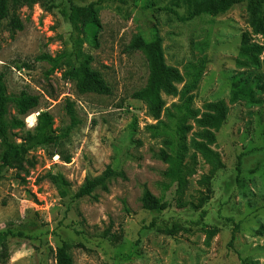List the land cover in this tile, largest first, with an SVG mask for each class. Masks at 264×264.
<instances>
[{
	"label": "rangeland",
	"instance_id": "374dc122",
	"mask_svg": "<svg viewBox=\"0 0 264 264\" xmlns=\"http://www.w3.org/2000/svg\"><path fill=\"white\" fill-rule=\"evenodd\" d=\"M194 1L102 0L97 45L58 9L48 11L40 3L19 10L23 29L0 19V73L8 93L41 96L39 110L24 117L26 127L18 134L34 130L39 112L48 111L62 136L31 152L35 165L28 174L16 178V171L6 168L0 175V264H56L62 243L70 264H264V92L256 94V103L232 98L236 77L251 83L262 75L264 82V32L254 30L255 17L244 4L186 19ZM155 32L166 64L183 76L176 93L162 92L159 118L147 101L132 96L146 84L149 68L144 49L130 46ZM245 32L263 46L258 65L239 54ZM65 49L89 57V66L103 74L113 93H95L85 77L65 75L78 65L74 55L57 69L38 58ZM188 98L197 117L185 118ZM68 100L78 120L74 126ZM218 100L227 103L228 114L210 146L224 166L200 203L205 189L199 180L209 165L193 146L204 130L197 118ZM10 113L18 115L14 105ZM181 126H189L186 158L197 154V171L175 199V186L163 175L167 164L155 152L169 150L165 141L178 138ZM109 164L127 177L114 180L109 191L97 190L96 199L74 197L87 176ZM49 173L68 180L64 194ZM143 184L171 205L162 211L144 208ZM208 228L218 230L209 241Z\"/></svg>",
	"mask_w": 264,
	"mask_h": 264
},
{
	"label": "trees",
	"instance_id": "16d2710c",
	"mask_svg": "<svg viewBox=\"0 0 264 264\" xmlns=\"http://www.w3.org/2000/svg\"><path fill=\"white\" fill-rule=\"evenodd\" d=\"M40 3L48 11L58 9L60 15L75 29H83L86 37L95 45L98 43L99 34L102 30V23L98 16L99 6L102 0H92L88 3H81L79 0H0V19L9 18L12 29H23L24 22L20 18L19 10L24 7H33ZM237 4H244L250 13L255 17L253 21L254 30L258 33L264 32V0H196L192 4V10L186 19H190L203 14L217 16L225 13ZM131 49L143 48L149 68V74L146 84L132 93L133 98L145 100L149 103L153 115L157 118L161 116L165 102L162 98V92L173 94L177 92L176 83L183 80L180 70L176 67L166 64L161 46V38L157 32L153 34L150 40L142 37L137 38L130 46ZM263 46L252 41L250 35L245 32L242 35V45L239 54L252 64H260V54ZM72 55L75 56L78 65L67 71L65 75L73 77H85L90 83V90L98 94H112L113 89L103 74L89 66V57L81 55L77 50L71 52L65 49L56 56L45 54L38 57L51 63L52 68L60 67L62 61H67ZM263 76H255L249 83V78L242 79V75L236 77L233 88L232 98L245 97L249 102L256 103L257 93L264 92ZM194 86V84H192ZM190 98L186 100V116L197 117L198 112L192 110L189 106ZM14 105L17 108L18 115L10 113V107ZM41 105V96L22 90L17 95L9 94L5 84V74L0 73V175L6 169H14L16 178H21L29 173V168L35 165L31 152L39 145H51L60 141L62 136L56 134L54 127V118L48 111H40L37 116V125L34 130H26L24 134L19 135L17 130H23L26 125L24 117ZM208 111L197 118V123L204 127L200 133V139L194 140L193 146L209 165V171L204 174L199 183L204 187L205 192L201 191L200 203H203L209 197L211 192V180L218 170L223 166V160L216 150L210 145L216 142L217 135L215 130H219L225 123L228 114V106L224 100H218L206 104ZM67 110L75 125L78 120L74 109V103L67 101ZM71 125L63 135L71 131ZM158 129V128H154ZM189 126H181L178 138L175 140L167 139L166 145L170 148H160L155 155L167 164L163 175L170 179L174 184L175 199L182 198L189 184V178L196 173L197 154L194 153L188 159L186 158L187 145L185 142V133ZM158 133V131H156ZM61 155L65 162L71 161V156ZM48 177L64 194L69 186L68 180L61 174L49 173ZM124 170H118L112 165L106 168L98 175L87 176L83 185L75 192L74 197L79 199L86 196L97 198V190L109 191L112 182L118 178L125 179ZM144 208L151 211H162L167 209L171 203L168 200L158 198L147 186L143 184V193L141 197ZM216 228L206 229L207 241L211 240L217 233ZM56 264H70L66 245L62 243L55 252Z\"/></svg>",
	"mask_w": 264,
	"mask_h": 264
}]
</instances>
